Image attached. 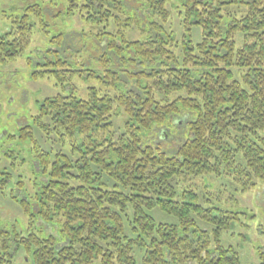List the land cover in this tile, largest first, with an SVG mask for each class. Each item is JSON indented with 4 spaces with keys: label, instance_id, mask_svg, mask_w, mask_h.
Masks as SVG:
<instances>
[{
    "label": "trees",
    "instance_id": "16d2710c",
    "mask_svg": "<svg viewBox=\"0 0 264 264\" xmlns=\"http://www.w3.org/2000/svg\"><path fill=\"white\" fill-rule=\"evenodd\" d=\"M65 1L102 26L95 41L104 72L69 70L57 57L42 77L54 74L63 91L77 75L102 87L86 99L73 91L45 99L34 118L63 149L74 140L76 160L42 151L35 129L20 131L40 173L32 195L22 181L12 190L29 231L0 229V264L21 254L28 264H242L221 243L239 214L206 206L211 195L194 180L225 178L242 192L264 182V0H135L143 19L127 9L134 0ZM28 10L42 15L38 5ZM173 11L181 37L167 27ZM32 36L27 15L14 20L0 36V64L20 57ZM156 210L175 223L157 220Z\"/></svg>",
    "mask_w": 264,
    "mask_h": 264
},
{
    "label": "rangeland",
    "instance_id": "374dc122",
    "mask_svg": "<svg viewBox=\"0 0 264 264\" xmlns=\"http://www.w3.org/2000/svg\"><path fill=\"white\" fill-rule=\"evenodd\" d=\"M33 5L41 7V16L28 10ZM176 6L179 4L176 3ZM137 7L135 0L127 3L130 14H138L143 19V13ZM25 15L29 17L33 27L30 47L16 60L0 64V181H8L4 187L0 184V229L12 230L16 227L23 233L29 231L28 219L11 199L12 190L15 189L16 183L22 181L27 193L32 195L35 177L40 173V169L35 159L33 142L20 139V131L24 127L35 129L34 139L41 150L54 154L63 149V142L57 136L48 140L35 128L34 118L39 115L40 104L45 99L71 91L86 99L90 87H102L98 80L77 75L73 80L66 82L63 91V85L54 74L47 73L42 77L44 72L55 69L46 66V63L54 62L58 57L71 66L69 70H92L101 77L104 68L99 61L105 54L103 48L97 49L95 41V35L102 26L87 24L78 12L70 13L69 3L65 0H0V36L11 32L14 20ZM167 27H171L178 33V37H181L180 19L176 11L172 12V20ZM60 34H64V38L62 46L57 48L58 45L52 43V39ZM132 36L138 37V34ZM200 39V30L196 29L195 40ZM132 69L130 66L124 68V71ZM35 73H39L41 78L34 79ZM124 81L129 89H135L134 84L125 78ZM118 126L119 120L116 128ZM260 136L264 137V132L260 133ZM75 143L72 139H64L67 149L63 150L73 160H76L78 155H70L69 149ZM213 179L194 180L200 192L211 195L207 196L210 202L204 204L239 214L230 228L222 233V246L234 248L242 264H257L259 251L264 248V182L259 181L254 190L242 192L228 179ZM25 193L17 191L16 195L24 198L27 195ZM153 216L157 220L175 223L174 218L163 216L157 210L153 212ZM15 263L29 262L24 261L21 254L16 257Z\"/></svg>",
    "mask_w": 264,
    "mask_h": 264
}]
</instances>
